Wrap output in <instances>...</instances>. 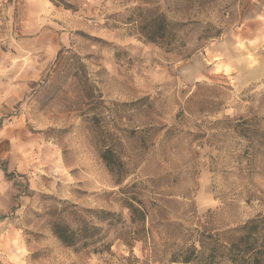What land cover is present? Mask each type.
<instances>
[{
    "label": "rangeland",
    "instance_id": "1",
    "mask_svg": "<svg viewBox=\"0 0 264 264\" xmlns=\"http://www.w3.org/2000/svg\"><path fill=\"white\" fill-rule=\"evenodd\" d=\"M239 241L264 251V0H0V264H232Z\"/></svg>",
    "mask_w": 264,
    "mask_h": 264
},
{
    "label": "trees",
    "instance_id": "2",
    "mask_svg": "<svg viewBox=\"0 0 264 264\" xmlns=\"http://www.w3.org/2000/svg\"><path fill=\"white\" fill-rule=\"evenodd\" d=\"M166 25L169 26L168 23H165V24L157 23L155 24L154 27H150L149 28L150 32H148L149 36L147 39L151 42H155L156 41L155 39H163L165 37ZM100 157L105 163L106 167L110 171L115 170V171H118V173L122 171L123 165L119 161L115 160V155L112 149L104 150L101 153ZM121 181H122V177L120 175V178H118L117 183L121 184ZM131 200L137 203L139 207H135L128 200H126L125 202V207L129 210V212L131 213V216L137 215L139 221L144 222L147 215H146V212H144L145 210L142 207V202L140 200H137L136 198H131ZM102 214L110 215L109 212H102ZM84 229L85 227L83 226V229H80V232L84 233L85 231ZM52 233L62 244H64L65 246H69V247L74 245L76 238H78L79 236L76 233V231L72 230L68 225H65V224H54L52 226ZM195 251L196 250L192 248L191 252L194 253ZM191 252L187 256H183V258L181 259L182 261L180 262L183 264H190L192 261V258L190 256ZM229 252L230 254L231 253L239 254L241 257L239 260H237L238 257L236 256H234L233 258H230L232 264H264V251L259 250L257 252H252V250L245 249L244 245L240 243V241L237 243L231 244L229 247ZM171 262L177 263L178 261L172 260Z\"/></svg>",
    "mask_w": 264,
    "mask_h": 264
}]
</instances>
